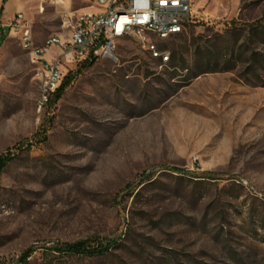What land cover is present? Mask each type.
<instances>
[{
	"label": "rangeland",
	"instance_id": "374dc122",
	"mask_svg": "<svg viewBox=\"0 0 264 264\" xmlns=\"http://www.w3.org/2000/svg\"><path fill=\"white\" fill-rule=\"evenodd\" d=\"M20 4L38 47L90 6ZM192 9L147 35L161 54L126 36L113 59H61L43 111L22 32L0 33V264H264V0ZM82 241L108 251L58 249Z\"/></svg>",
	"mask_w": 264,
	"mask_h": 264
},
{
	"label": "built area",
	"instance_id": "2783aa9c",
	"mask_svg": "<svg viewBox=\"0 0 264 264\" xmlns=\"http://www.w3.org/2000/svg\"><path fill=\"white\" fill-rule=\"evenodd\" d=\"M41 7L55 0H39ZM89 8L63 15L64 34L48 38L43 46H35L31 29L24 12L20 11L5 24L6 0H0V33L9 26L12 32L21 31L24 47L30 51L37 68L40 96L36 106L47 109L62 85L64 74L61 59L69 63L88 59H113L117 42L126 36H134L154 54H161L147 38L154 34L167 39L184 32L191 21L193 0H88ZM100 4H107V14L99 15ZM141 25L160 26V33L141 32ZM52 47L58 53L48 58Z\"/></svg>",
	"mask_w": 264,
	"mask_h": 264
},
{
	"label": "trees",
	"instance_id": "16d2710c",
	"mask_svg": "<svg viewBox=\"0 0 264 264\" xmlns=\"http://www.w3.org/2000/svg\"><path fill=\"white\" fill-rule=\"evenodd\" d=\"M7 1V0H6ZM4 37H2L3 39ZM96 59H88L85 61L86 64H92ZM68 76L64 83L61 85L57 93L55 94L54 98L59 99L61 95L63 94V91L65 90L66 86L69 84V78ZM53 98V99H54ZM13 155L11 153H7L6 155H0V166L4 167L7 162L12 160ZM59 250L66 252V253H75V254H102L108 251L107 247H98V248H92L90 247L87 242H78V243H66L64 245H61ZM25 260H27V257H25Z\"/></svg>",
	"mask_w": 264,
	"mask_h": 264
},
{
	"label": "bare ground",
	"instance_id": "6f19581e",
	"mask_svg": "<svg viewBox=\"0 0 264 264\" xmlns=\"http://www.w3.org/2000/svg\"><path fill=\"white\" fill-rule=\"evenodd\" d=\"M67 13H75V12H67ZM67 13H65L64 15H67ZM106 14H107V4H100V6H99V15H106ZM141 32H145V33H160V26L141 25ZM37 109L39 111H42V107H37Z\"/></svg>",
	"mask_w": 264,
	"mask_h": 264
},
{
	"label": "crops",
	"instance_id": "0c3cea01",
	"mask_svg": "<svg viewBox=\"0 0 264 264\" xmlns=\"http://www.w3.org/2000/svg\"><path fill=\"white\" fill-rule=\"evenodd\" d=\"M23 6L20 4V5H17L15 8H13L11 6V0H8L6 2V6H5V10H4V16L9 14V18H11L16 12H18ZM8 18V19H9ZM6 24V23H5ZM7 28L8 26L6 25L4 29H2V31H5L7 32ZM48 57V56H47ZM49 58V57H48Z\"/></svg>",
	"mask_w": 264,
	"mask_h": 264
}]
</instances>
